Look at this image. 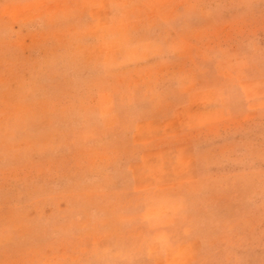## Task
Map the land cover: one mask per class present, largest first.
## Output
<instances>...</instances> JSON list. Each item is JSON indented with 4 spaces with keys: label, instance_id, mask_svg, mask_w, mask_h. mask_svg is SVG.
<instances>
[{
    "label": "rangeland",
    "instance_id": "obj_1",
    "mask_svg": "<svg viewBox=\"0 0 264 264\" xmlns=\"http://www.w3.org/2000/svg\"><path fill=\"white\" fill-rule=\"evenodd\" d=\"M0 264H264V0H0Z\"/></svg>",
    "mask_w": 264,
    "mask_h": 264
}]
</instances>
